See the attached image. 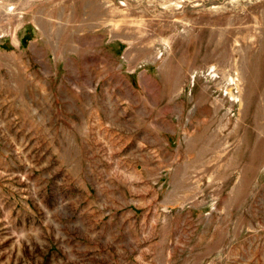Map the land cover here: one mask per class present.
<instances>
[{
	"label": "rangeland",
	"instance_id": "obj_1",
	"mask_svg": "<svg viewBox=\"0 0 264 264\" xmlns=\"http://www.w3.org/2000/svg\"><path fill=\"white\" fill-rule=\"evenodd\" d=\"M0 264H264V0H0Z\"/></svg>",
	"mask_w": 264,
	"mask_h": 264
}]
</instances>
